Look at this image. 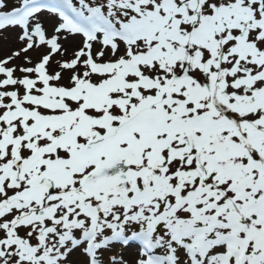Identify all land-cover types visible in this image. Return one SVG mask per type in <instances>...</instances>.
I'll list each match as a JSON object with an SVG mask.
<instances>
[{
    "label": "snow or ice",
    "instance_id": "1",
    "mask_svg": "<svg viewBox=\"0 0 264 264\" xmlns=\"http://www.w3.org/2000/svg\"><path fill=\"white\" fill-rule=\"evenodd\" d=\"M10 40L0 264H264V0H0Z\"/></svg>",
    "mask_w": 264,
    "mask_h": 264
},
{
    "label": "rangeland",
    "instance_id": "2",
    "mask_svg": "<svg viewBox=\"0 0 264 264\" xmlns=\"http://www.w3.org/2000/svg\"><path fill=\"white\" fill-rule=\"evenodd\" d=\"M48 31H49V33H51V31H52L50 26L48 27ZM62 43L67 48L68 55L70 56L72 53V47H73L72 44L70 42H66V41H62ZM17 46L18 45L14 42V40L6 41V42L0 44V57H3L5 55L9 54V51H8L9 48H14ZM44 50L45 49H43V48H40V49L34 48L29 53H27V55L32 58L33 62H36L40 56V53L43 52ZM61 58L62 57L59 54H57L56 56L53 57V62L51 65V67L53 69H55V67H56V61L61 59ZM22 59H23V57H21V59H19V60H15L13 63L20 64ZM17 75H18V73H17ZM124 254H126L125 251H124ZM125 258H126V255H125Z\"/></svg>",
    "mask_w": 264,
    "mask_h": 264
}]
</instances>
